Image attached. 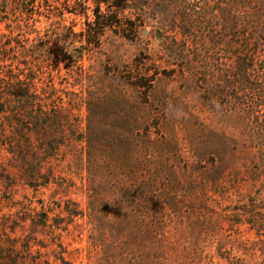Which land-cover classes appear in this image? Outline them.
<instances>
[{"label": "rangeland", "instance_id": "1", "mask_svg": "<svg viewBox=\"0 0 264 264\" xmlns=\"http://www.w3.org/2000/svg\"><path fill=\"white\" fill-rule=\"evenodd\" d=\"M0 264H264V0H0Z\"/></svg>", "mask_w": 264, "mask_h": 264}]
</instances>
